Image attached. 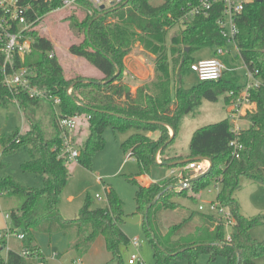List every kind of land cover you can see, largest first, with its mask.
<instances>
[{
    "label": "trees",
    "instance_id": "16d2710c",
    "mask_svg": "<svg viewBox=\"0 0 264 264\" xmlns=\"http://www.w3.org/2000/svg\"><path fill=\"white\" fill-rule=\"evenodd\" d=\"M124 1L106 8L102 16H99L101 10L89 15L86 8H82L81 17H69L73 33L81 40L71 43L68 51L85 58L103 74L102 79H87L80 75L67 79L54 54L51 40L37 30L29 33L33 41L32 49L22 64L34 71L31 78L33 85L60 98L57 106L60 116H81L76 131L81 122L86 123L88 134L85 140L78 143L76 132L73 137L79 150L76 160L81 166L91 168L94 154L105 146L103 133L109 127L114 133L133 130L121 143V149L136 159L138 175L149 174L153 165H163L164 162H174L167 164L169 168L181 167L186 163L176 162L179 158L168 156V150L175 141L182 116L193 112L202 99L217 101L221 94L232 92L231 96H225L226 102H229L245 83L242 85L237 73L229 69L223 70L217 80H198L189 88L182 85L183 75L191 71L190 66L195 61L192 52L226 44L217 25L218 12L212 10L208 16L199 15L191 22H181L183 27L170 38V52L176 53L179 60L178 80L172 87L167 33L187 10L197 5L198 0H162L159 4H153L151 0H129L123 5ZM60 2H41L37 13L45 17ZM31 3L37 6V0ZM236 25L239 55L248 69L257 71L256 78L261 81L250 98L256 103V109L245 115L250 126L239 132L243 144L240 157H232L229 146L233 138L232 124L224 119L195 130L191 136L187 157L207 156L212 161L209 173L203 177L184 187L180 186L181 181L197 174L183 172L182 178L172 176L149 186L140 184L135 177L128 178L136 185L135 213L143 217L145 234L153 247L154 264H171L178 259L196 264L201 254H207L209 262L223 257L224 264H264L256 261L264 256V238L258 240L250 234L252 228L264 224V216L244 215L235 197L243 178L264 186V0L248 1L236 17ZM135 42L155 55V77L151 84L140 85L133 93L130 85L124 82V58ZM51 52L53 55L49 56ZM224 62L228 65L226 59ZM10 103L18 105L29 128L1 135V151L5 155L26 148L30 159L22 163L21 168L40 175L42 183L40 187H27L9 172L0 174V194L7 193L23 199L21 205L8 214L11 225L8 231L10 234H23V248L19 252L7 250L4 255L6 242L0 238V264H29L30 258L42 261L43 254L33 236L35 230L70 232L75 227L81 229L84 224L90 228L85 242L92 243L101 235L112 259L122 262V248H127L131 239L120 227L124 212L118 193L112 187H105V207L92 208L91 199L87 196L75 218L62 217L59 203L70 170L69 162L59 157L61 141L55 109L50 114V133L36 117L40 100L29 97L24 91L10 90L4 84L0 71V107L6 108ZM168 125L174 130L172 136L169 135ZM148 132H158V138L154 140ZM157 154L161 163L156 162ZM6 167L0 163L2 171ZM215 181L220 185L216 199L231 211L235 220L231 241L225 238L223 223L208 214L201 215V224L192 232L175 240V233L182 223L193 215L192 211L183 214L177 199L195 201L198 194ZM158 195V200L152 204ZM41 201L44 210L37 212ZM164 210H179L185 218L183 222L165 228L160 221V213ZM24 250L27 256L22 255Z\"/></svg>",
    "mask_w": 264,
    "mask_h": 264
},
{
    "label": "rangeland",
    "instance_id": "374dc122",
    "mask_svg": "<svg viewBox=\"0 0 264 264\" xmlns=\"http://www.w3.org/2000/svg\"><path fill=\"white\" fill-rule=\"evenodd\" d=\"M161 1L151 0L153 4H159ZM82 15L81 10L64 9L53 11L44 17L41 25L36 29L39 34L48 37L53 46H55L59 59L65 66L64 73L67 79L74 78L79 74L78 72L86 76L94 75L95 77L99 74V71L85 58L71 54L67 48L71 43H78L81 40L80 37H77L73 33V29L69 24V17H81ZM181 27H183V24L179 21L173 28L168 30L166 37L169 74L172 87H174L178 80L179 60L176 53L172 54L170 52V38L173 34L178 33ZM191 56L193 58L212 57L213 48H202L192 52ZM222 59L224 60L225 58ZM154 60L155 55L144 49L142 44L139 42L133 44L131 52L124 58L126 70L124 72V82L130 85L131 92L134 93L137 85L141 83L146 82L144 84H151ZM235 64L237 65L236 73L243 75L245 67L241 60L237 59ZM225 70H229L228 66H226ZM195 83L196 79L193 72L189 71L183 75L182 85L184 87L189 88ZM224 96L225 94H221L217 101L202 99L201 103L193 112L182 116L179 131L169 150L170 154L187 155L191 136L196 129L230 117V112L227 109L228 104L225 102ZM51 112L50 104H44V106H41L36 111V117L40 119L42 127L46 131H50V133L52 130L50 125ZM238 125L243 127L247 124L245 121H239ZM22 128H29V123L23 112L19 110L18 105L10 103L6 108L0 107V136L13 133L17 130L20 131ZM168 130L169 135H171V129L168 128ZM131 132H133L132 129L114 133L109 127L106 128L103 133L105 146L94 154L91 168L81 166L77 163L76 159L69 161L70 177L63 189L62 198L59 203V211L62 217L65 219L75 218L87 196L91 199L92 208L105 207L107 204L105 187H112L118 193L123 203L124 216L136 211V185L131 183L128 178L139 176V166L134 158L129 159L127 154L121 149V143ZM157 135L158 132H151L148 136H155L157 138ZM158 157L160 159L159 155ZM28 159H30L29 153L23 147L12 154L5 155L0 150V163L7 166L3 171L0 169V174L4 171L9 172L18 182L27 187H40L42 183L41 176L24 171L21 168L22 163ZM177 167L169 168L166 165H153L148 176L154 181H160L172 174L171 169L174 170L176 175L178 172ZM219 188L220 185L218 183L212 182L198 194L195 201L189 198H180L177 200L192 211L198 212V205L203 204L206 206L208 201L215 199ZM95 194H98L100 197L96 198ZM235 197L239 202L240 211L244 215L250 217L264 216V186L247 178H243L240 188L235 191ZM22 200L21 197L4 194L0 196V211L2 213L11 211L21 205ZM43 210L44 204L41 201L37 212ZM164 214L166 217L163 221L166 227L183 222L182 219L184 216L181 212L167 210ZM0 220H6V224L9 227L11 226L9 218L4 219L0 215ZM120 227L130 239L137 238L140 241L138 247H135L130 242L127 248H122V262L112 259L111 254L105 247L104 238L101 235H98L92 243L85 242L84 239L90 231L87 224H84L81 229L75 227L70 232L60 230L54 233H47L35 230L33 231V236L44 255L43 264H129L128 259L132 254L139 256V259L133 264H154L153 247L146 237L143 221L136 223L121 221ZM191 228V222L185 223L184 221L178 232L184 233ZM78 229L80 232H78ZM228 231L232 233L233 228H228ZM1 232H6V230ZM250 234L258 240L263 239L264 224L252 228ZM5 239L7 245L13 249L18 250L23 245V240L19 239L14 233H9ZM77 243L78 245H76ZM37 260L30 258L28 259V263L38 264ZM256 261L258 263H264V256L259 257ZM224 263L225 260L223 257H218L216 260L209 262V256L207 254H201L196 262V264ZM171 264H187V261L178 259L172 261Z\"/></svg>",
    "mask_w": 264,
    "mask_h": 264
},
{
    "label": "built area",
    "instance_id": "2783aa9c",
    "mask_svg": "<svg viewBox=\"0 0 264 264\" xmlns=\"http://www.w3.org/2000/svg\"><path fill=\"white\" fill-rule=\"evenodd\" d=\"M36 1V0H35ZM52 0H37V6L31 3L32 0H0V71L2 73L4 84L12 91L26 92L29 97L49 102L55 109L57 125L59 128V138L61 145L59 148V157L65 158L67 162L77 159L79 155L78 147L75 145L73 137L76 132L79 115L60 116L57 106L60 104V98L52 96L47 90L33 85L31 78L34 76L32 68L23 65L24 58L31 52L32 38L29 33L36 30L44 17L37 13V8L41 2L46 3ZM60 4L53 10H81L86 8V13L92 15L100 11V6L109 8L121 4L124 0H60ZM250 0H198L197 5L187 10L180 21L184 23L191 22L195 16H208L212 10L218 12L217 25L221 35L225 38L226 44L215 47L217 56L200 58L194 61L190 68L197 79L200 81L217 80L221 77L226 65L219 56H225L231 52L233 47L237 52L236 35L237 25L236 17L241 13L245 4ZM52 11V12H53ZM53 52L49 54L52 56ZM246 67L245 85L237 96L232 97L228 103L230 108V120L232 124L233 138L229 142L232 149V157L239 158L243 150V144L239 139V132L242 130L238 125V119L242 112H251L252 104L251 93L261 85L260 79L256 78L257 71ZM69 91V90H68ZM231 96L232 92H227ZM156 160L159 161L158 155ZM210 163L208 160L190 161L181 166V170H192L195 174L204 172ZM183 182V181H181ZM215 183H218L215 181ZM219 184V183H218ZM95 197H100L95 194ZM198 210L213 215L218 221H221L226 229L225 238L231 241V234L228 228H234V218L231 211L222 205L216 198L208 201L207 205L200 204ZM9 234L0 232V238H5ZM19 239H23V234H16ZM131 243L138 247L140 241L137 238L131 239ZM27 251H22V255L27 256ZM139 256L132 254L128 259L129 264L135 263ZM37 260V259H36ZM38 264H43L37 260Z\"/></svg>",
    "mask_w": 264,
    "mask_h": 264
},
{
    "label": "crops",
    "instance_id": "0c3cea01",
    "mask_svg": "<svg viewBox=\"0 0 264 264\" xmlns=\"http://www.w3.org/2000/svg\"><path fill=\"white\" fill-rule=\"evenodd\" d=\"M69 46V45H68ZM68 48V47H67ZM54 54H55V56L56 57H58V60H59V62H60V64H61V66L63 67V70L65 71V66H64V64L60 61V59H59V56H58V54H57V51L55 50V46H54ZM213 56H217L216 55V52H215V48H213ZM212 56V57H213ZM221 59L222 58H225L227 61H228V65H229V69L231 70V71H234V72H236L237 71V65L235 64L236 63V61H237V59H239V60H241V62L243 63V66L245 67V64H244V62H243V60L241 59V57H240V55H239V51L237 52L233 47H231V52L229 53V54H227V55H225V56H219ZM200 58H202V57H200ZM200 58H194L195 59V61L196 60H198V59H200ZM206 58V57H205ZM223 60V59H222ZM223 62H224V60H223ZM225 63V62H224ZM225 65L226 66H228L227 65V63H225ZM153 68H152V80L154 79V77H155V60H154V63H153ZM99 71V70H98ZM124 72H126V70L124 71ZM79 74H77V75H80V76H82V77H85V78H87V79H95V80H100V79H102L103 78V74L99 71V74H97L96 75V77L94 76V75H92V76H86V75H84L83 73H80V72H78ZM76 75V76H77ZM195 75V74H194ZM238 75V74H237ZM245 75H246V67H245V72H244V74L243 75H238L239 76V78H240V83L243 85L244 83H245V80H246V77H245ZM67 78V77H66ZM241 78H242V80H241ZM195 79H196V82L198 81V79H197V77H196V75H195ZM151 80V81H152ZM144 83H146V82H144ZM144 83H141V84H139V85H137V87L138 86H140V85H143ZM137 87H136V89H137ZM136 91V90H135ZM225 96H227V93L225 94ZM225 96H224V100H225ZM225 102H226V100H225ZM227 104L229 103V102H226ZM44 104H50L49 102H47V101H44V100H40V107L41 106H44ZM50 106H51V104H50ZM39 107V108H40ZM38 108V109H39ZM251 108H252V110H251V112L252 111H254L255 109H256V103L254 102L253 104H252V106H251ZM51 109H52V112L51 113H54V110H53V106L51 107ZM227 109H228V111L230 112V110H229V107L227 106ZM20 110V109H19ZM246 113L247 112H242V114H241V116H240V118L238 119V122L239 121H245L246 122V126H243V127H241V129H246V128H248L249 126H250V122L245 118V115H246ZM224 119H228L229 120V122L231 123V124H233L232 122H231V120H230V117H226V118H223V119H221V120H224ZM181 121V120H180ZM219 122V121H218ZM215 123H217V122H215ZM203 127V126H202ZM169 128V127H168ZM201 128V127H200ZM25 129H27V128H22L21 130H25ZM199 129V128H198ZM197 130V129H196ZM172 131V130H171ZM76 134H77V142L78 143H81V142H83L84 140H85V138H86V136H87V134H88V129H87V125H86V123L85 122H81L80 123V125L78 126V129H77V131H76ZM151 134V132L148 134V135H150ZM171 134H172V132H171ZM154 140H156L157 138H158V135H157V138H155V136H151ZM127 138V137H126ZM125 138V139H126ZM124 139V140H125ZM0 150H1V146H0ZM170 150V149H169ZM169 150H168V156H176L177 158H179V160H177V161H182V160H186V159H190V158H188L187 156H188V154H189V152H188V154L187 155H185V156H181V155H176V154H170L169 153ZM125 154H127V156H128V153H125ZM157 156V155H156ZM128 158L130 159V158H134V157H131V156H128ZM135 159V158H134ZM156 159V158H155ZM136 160V159H135ZM191 161V160H190ZM192 161H197V160H195V159H193ZM157 162V161H156ZM157 163H161V160L159 159V162H157ZM163 165H165V164H163ZM167 166V165H166ZM178 169V172H177V174L175 175V173H174V170L173 169H171V171H172V174L169 176V177H167V178H164V179H162V180H160V181H154L153 179H151V177L150 176H148V174H141V175H139L138 177H135V179L140 183V184H142V185H145V186H149L150 184H153V183H155V182H163V181H165V180H167L168 178H170V177H172V176H177V177H179V178H182V176H183V172H188V171H190V172H193L192 170H185V171H182L181 170V167H177ZM170 171V172H171ZM4 194H7V193H1L0 194V196H3ZM7 195H9V194H7ZM217 195V194H216ZM216 198V197H215ZM178 201V200H177ZM179 202V201H178ZM179 204H180V208H181V210L183 211V214H185V212H187V211H189V212H191L192 210L190 209V208H188V207H186L185 205H183V204H181L180 202H179ZM200 205V204H199ZM198 205V206H199ZM11 210V209H10ZM197 210H198V207H197ZM165 211V210H164ZM164 211H162L161 213H160V221L162 222V224H163V226L165 227V228H167L165 225H164V219H165V214L164 213H166L167 212V210L164 212ZM169 211H177V212H180L179 210H169ZM9 212L10 211H7L6 213H2V211H0V215H2V217L4 218V219H6V218H9L8 217V214H9ZM193 212V215H192V217H190L189 219H187V220H185V223L186 222H191V225H192V228L190 229V230H188V231H186V232H184V233H179L178 231L181 229V227L178 229V231L175 233V236H174V239L175 240H177L180 236H183V235H185V234H188V233H190V232H192L194 229H195V227H197L198 225H200L201 224V215L202 214H207V213H205V212H201V211H199L198 210V212L197 211H192ZM195 212H197V213H195ZM182 213V212H181ZM134 215H139V214H136L135 213V211L134 212H132L131 214H129V215H127V216H134ZM208 215H210V214H208ZM185 218V217H184ZM182 220H184V219H182ZM139 221H143V217L140 215V220ZM3 222V223H2ZM1 223H2V225H1ZM170 227V226H169ZM7 229H9V225L8 224H6V220H4V221H1L0 220V232L1 231H4V230H7ZM8 236V235H7ZM6 236V237H7ZM5 239V238H4ZM6 240V239H5ZM22 240V239H21ZM6 242V241H5ZM22 248H23V245L21 246V248L20 249H18V250H16V249H13L12 247H10L9 245H7V242H6V249H4L3 250V254H6V252H7V250H14V251H21L22 250ZM5 252V253H4ZM44 256V255H43ZM44 261V257H43V259H42V262ZM44 263V262H43Z\"/></svg>",
    "mask_w": 264,
    "mask_h": 264
},
{
    "label": "water",
    "instance_id": "95a60500",
    "mask_svg": "<svg viewBox=\"0 0 264 264\" xmlns=\"http://www.w3.org/2000/svg\"><path fill=\"white\" fill-rule=\"evenodd\" d=\"M128 1H129V0H125L124 3H123V5L126 4ZM99 9L102 11V12L99 14V16H102V15L104 14L105 8H104L103 5H101ZM186 50H187V48H186ZM109 80H111V78H109ZM82 81H87V80H82ZM71 85H72V84H71ZM168 127L172 130V134H171V136H172L173 133H174V130H173V128H172L171 126L168 125ZM193 159H195V160H197V161L206 159V160L209 161L210 165H209V167H208L204 172L199 173V174H197L196 176H194V177H192V178H190V179H188V180H185V181L181 182V183H180V186H181V187H184V186L188 185V184H189L191 181H193V180H196V179H199V178L203 177L204 175H206V174L209 173V171H210V168H211V165H212V161H211V159H210L209 157H207V156H196V157H192V158H190V159H186V160H182V161H176V162L187 163L188 161H190V160L192 161ZM171 163H174V162H164L165 165H167V164H171ZM158 198H159V195L155 197V199L153 200L152 204H153L154 202H156V201L158 200ZM149 207H150V205H148L147 209H148ZM122 220H123V221H127V222H131V223H136V222H138V221L140 220V215H134V216H123V217H122ZM238 260H239V257H238Z\"/></svg>",
    "mask_w": 264,
    "mask_h": 264
}]
</instances>
